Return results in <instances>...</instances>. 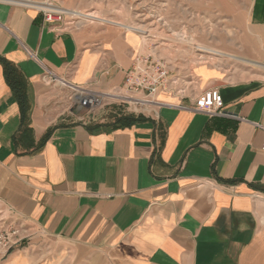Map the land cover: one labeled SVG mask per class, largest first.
I'll return each instance as SVG.
<instances>
[{
	"label": "crops",
	"instance_id": "1",
	"mask_svg": "<svg viewBox=\"0 0 264 264\" xmlns=\"http://www.w3.org/2000/svg\"><path fill=\"white\" fill-rule=\"evenodd\" d=\"M39 1L0 0V58L26 78L31 103L25 126L0 65V207L34 235L6 264H264V78L226 80L204 67L223 117L162 94L169 105L130 127H115L128 116L119 107L79 122L46 74L118 88L139 40L129 30L58 31ZM245 3L238 25L264 59V0ZM47 134L40 151L21 155Z\"/></svg>",
	"mask_w": 264,
	"mask_h": 264
},
{
	"label": "rangeland",
	"instance_id": "2",
	"mask_svg": "<svg viewBox=\"0 0 264 264\" xmlns=\"http://www.w3.org/2000/svg\"><path fill=\"white\" fill-rule=\"evenodd\" d=\"M37 6L55 8L53 12L41 11L52 14L49 24L58 31L96 28L124 32L127 36L135 34L139 40L136 57L152 55L165 60L172 76L180 79V88L192 83L190 90L194 94L210 88L202 72L204 67L217 71L226 80L264 78V59L258 58L246 43L250 30L238 25L240 18H245V0H40ZM216 52L250 63L223 58ZM63 90L66 94H61L69 102V90ZM58 94L59 90L54 98ZM187 95L191 96L190 91ZM177 97L182 100L181 95ZM112 108L99 110L93 116L96 123L106 121ZM124 114L135 116L125 110ZM46 245L42 246L44 253L51 251ZM31 246L25 245L16 252Z\"/></svg>",
	"mask_w": 264,
	"mask_h": 264
},
{
	"label": "built area",
	"instance_id": "3",
	"mask_svg": "<svg viewBox=\"0 0 264 264\" xmlns=\"http://www.w3.org/2000/svg\"><path fill=\"white\" fill-rule=\"evenodd\" d=\"M52 23V14L45 15ZM49 84H58L69 90L70 112L77 110L79 122H86L105 106L119 107L135 115H154L166 104L159 100L162 94L182 96V99L194 98L193 111L211 118L224 116V100L219 90L209 88L194 94L190 87L180 88V79L172 76L170 65L161 58L152 55H141L134 59L127 72L124 84L118 88L100 92L91 86L76 85L65 78L57 77L52 72L46 74ZM181 107V105H180ZM264 130V127L258 126ZM264 152V137L262 144ZM34 235L28 234L10 208L0 207V264H6L17 249L32 244Z\"/></svg>",
	"mask_w": 264,
	"mask_h": 264
},
{
	"label": "trees",
	"instance_id": "4",
	"mask_svg": "<svg viewBox=\"0 0 264 264\" xmlns=\"http://www.w3.org/2000/svg\"><path fill=\"white\" fill-rule=\"evenodd\" d=\"M0 65L3 66L4 69V75L5 79L7 81V84L13 91L17 101L19 102L20 108H21V116H22V122L23 125H28L29 124V115L31 111V103L29 99V94H28V82L26 78L23 76L21 71L12 63L9 61L0 58ZM140 118L133 116V115H128V116H122L121 118H115L113 119V123L115 127H130L134 125ZM49 139V134H47L40 144L38 145V148L34 150H24L21 155L26 156V155H32L34 153H37L40 151L46 142ZM25 146V138H19L15 139V146L17 150L19 149L20 145Z\"/></svg>",
	"mask_w": 264,
	"mask_h": 264
},
{
	"label": "bare ground",
	"instance_id": "5",
	"mask_svg": "<svg viewBox=\"0 0 264 264\" xmlns=\"http://www.w3.org/2000/svg\"><path fill=\"white\" fill-rule=\"evenodd\" d=\"M48 7H49L48 10H47V9H45V10H47V11H49V12H50V11H51V12L56 11L55 8H54V9L52 8V6H48ZM47 11H46V12H47ZM90 16L96 18V17H95L96 15H95V16L90 15Z\"/></svg>",
	"mask_w": 264,
	"mask_h": 264
},
{
	"label": "water",
	"instance_id": "6",
	"mask_svg": "<svg viewBox=\"0 0 264 264\" xmlns=\"http://www.w3.org/2000/svg\"><path fill=\"white\" fill-rule=\"evenodd\" d=\"M74 114L77 116L79 114V112L78 111H74Z\"/></svg>",
	"mask_w": 264,
	"mask_h": 264
}]
</instances>
